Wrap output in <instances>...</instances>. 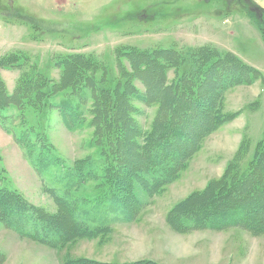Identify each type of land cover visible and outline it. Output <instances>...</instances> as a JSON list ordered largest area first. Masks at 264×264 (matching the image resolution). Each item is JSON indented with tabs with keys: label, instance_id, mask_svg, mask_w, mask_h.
<instances>
[{
	"label": "rangeland",
	"instance_id": "1",
	"mask_svg": "<svg viewBox=\"0 0 264 264\" xmlns=\"http://www.w3.org/2000/svg\"><path fill=\"white\" fill-rule=\"evenodd\" d=\"M227 54L235 69L255 77L219 85L207 70L215 68L214 56ZM8 55L0 62V102L16 89L24 116L11 120L9 133L0 125L1 181L15 185L41 216L65 223L14 140L30 126L41 147L59 157L56 173L62 176L65 165L88 169L76 174L74 203L116 182L134 217L120 222L91 210L110 222L87 215L89 229L57 246L0 223V264H264V215L257 225L222 227L202 221H209L205 213L185 228L173 218L210 209L219 194L241 193L264 173V0H0V57ZM73 57L86 62L80 73L67 59ZM69 97L78 110L71 127L57 107ZM168 120L174 134L186 133L184 147L169 179L150 187L146 153ZM106 165L114 166L110 173ZM48 178L63 194L60 177Z\"/></svg>",
	"mask_w": 264,
	"mask_h": 264
},
{
	"label": "trees",
	"instance_id": "2",
	"mask_svg": "<svg viewBox=\"0 0 264 264\" xmlns=\"http://www.w3.org/2000/svg\"><path fill=\"white\" fill-rule=\"evenodd\" d=\"M201 51L202 50L200 49L195 51L196 54L198 55L197 58L199 60H201V56L204 55V53ZM207 51L209 50L207 49ZM72 56L81 57V55H72ZM6 57L9 58V55L0 57V62L4 60ZM78 57L67 58L71 62L72 61L78 62L75 64L76 67L75 73H80L79 69L85 68L83 66L84 64H82V61L85 62V60H81V58ZM228 57L229 54L220 57L214 56L212 68L214 67L215 68L213 69V71L210 72L207 70L208 74L212 73L217 75L216 80L218 79L217 83H219V85H222L224 88H226L227 85L229 87V85H232L234 82H236V79L239 76H242L244 74H246V76L250 77L251 79L255 77L254 74L256 75V72L251 71V69L250 70L247 69L246 71L242 70L243 67L241 65H240L241 67L240 69L239 68L235 69L231 64V62L229 61ZM90 59H86V60L91 62ZM160 60L162 61V59ZM165 60H169V59L166 58ZM66 68L67 66H65L64 71H66ZM220 89L221 88H219V91ZM15 91L9 94L7 93L8 95L6 94L5 98L6 99L9 98L7 99V102H0V125L7 133L11 132V128H13L12 123H10L11 120L16 117L24 116L22 112V108L24 105L23 103L20 104L17 102V99L20 98L19 97L20 95L19 94L16 95ZM172 92H174V90H172ZM192 92H195L196 94V96L195 97L193 96L194 98H192L193 102H195V100H197L198 98V94H200L199 89L198 91H195L194 89L192 90ZM159 93L161 94V92ZM57 107L58 109H60V112H62L61 114L64 119L63 121L66 122V125H68V127H71L72 125L71 122H73L74 124L78 111L76 100H73L72 97L63 98L62 100L58 101ZM195 107L200 108L199 105H197L196 103H195ZM5 108H9V110L5 111L4 110ZM67 113L69 115H67ZM168 121L169 122L165 123L163 131H161L157 135L158 140L159 139L160 140L156 141V143L152 145V147L154 148L152 153L149 154L146 153V156H148L149 163L151 164L149 166L150 171H147V175H146L150 187H154L157 182H161L169 179L167 173H169L168 172L169 169H173L175 165V160L178 155L177 152L181 150L180 149L181 147H184L182 139L185 137L184 134L186 133L180 131L181 132L180 134H174L175 131H172L171 128L176 125L172 123L170 120ZM22 126H24V124ZM31 135L33 136L34 140L32 139ZM175 135L178 137L175 138ZM14 140H17L20 143L22 149L23 146L25 147V151H26L25 158L27 162H29L30 164L32 163L31 166L35 171L36 175L38 176L39 180H42V182H44L45 186L51 192L52 196L57 200L56 203H58V206L60 207L59 217H61L63 214L64 218L66 219L65 223L60 224L56 219L57 217L55 218V220L52 221L51 219L46 218L43 215L41 216L40 213L35 211V209L21 197V195L18 193L16 188L3 183L0 177V195H1L0 223H3L5 227L13 230L19 236L32 238L35 239V241H39L42 242L43 244H47L50 246H57L58 244L64 242L68 238H71L73 235H78L80 233L86 232L87 229H89L88 222H85L86 221L85 217L87 215L94 216V218H90L91 221L94 222L97 220L99 222H102L104 226H106V223L110 222L108 219H106V217H104V215L102 216L105 218V220H102L103 218H101L99 214L91 215L90 214L91 210L100 211V212L104 211L107 212V214H113L115 216L113 217V219L120 220V222L130 221L134 217L133 215L131 216L132 212L129 210V207H127L126 202H124L125 198L123 196L124 195L123 192L119 190L114 180L113 182L115 183H110L109 185H107L106 187L107 189H105L102 193L97 194V196L94 197L93 199L92 198L88 199L83 204L74 203L75 201H73V198L75 200V194H74L75 190L73 188L76 185V181H77L76 174L79 175V174L88 173V169L84 168V170L81 171L82 169H80L79 167L68 168L65 165V167L60 168L64 170L62 176L56 173L58 170V166L56 167L54 166L57 165V162H59L60 160L59 157L56 156V154L53 153V151L51 152L49 149H45L44 147H41L40 143L36 141L38 140L37 135L32 134L30 132V126L22 127L19 133L15 134ZM105 167L108 170L106 172L110 173L113 170L112 168L114 166L106 165ZM261 169H263L264 171V167H261ZM249 173L252 174V172ZM49 174L59 176L60 177L59 180L64 182L63 188L65 190L63 191V194H60L58 192V191H62V189L60 188V186L58 188L57 184L53 183L54 184L53 187L47 185V181L49 185L51 183L50 179L48 178ZM221 179L225 180L224 178ZM253 179L256 178L252 177L251 182ZM68 186H71V189H69ZM240 189L242 190L241 193H235L233 189L231 190V192L225 190L224 193L219 194L215 198V200H213L212 203H210V209L207 208L202 210L193 209L187 212L177 211L175 212L176 214H173V218L175 216L177 217L179 216L180 218L178 219L177 222H180V225L183 228L193 226L191 224L192 221H195L194 219H197L199 215L203 213L209 215L208 216L209 221H205L204 218L202 219V221L208 222V224L210 223L214 227L215 226L222 227L225 226V224L227 223H236V222L240 224L246 223L250 225H253V223H255V225H257L262 221L261 217H263L264 215V200H263L264 173L262 174L261 179L256 185L252 183V186L250 187L246 182V184L242 186ZM236 190L237 189L235 188V191ZM106 197H108L110 200V204L108 205L105 204ZM258 198L261 199V203L255 204L256 201L258 202L257 200ZM100 201H102L101 209L98 208L100 207ZM137 203L139 207H142L139 201ZM81 206L84 208H80ZM252 210L255 212L254 215H251L250 217L244 216L245 213H247V211L252 212ZM197 225H201V224L197 223ZM101 226L102 225L97 224L96 227L99 228ZM69 264H97V263L87 262L84 261L83 259L81 261L70 260Z\"/></svg>",
	"mask_w": 264,
	"mask_h": 264
},
{
	"label": "crops",
	"instance_id": "3",
	"mask_svg": "<svg viewBox=\"0 0 264 264\" xmlns=\"http://www.w3.org/2000/svg\"><path fill=\"white\" fill-rule=\"evenodd\" d=\"M8 135H9V134H8ZM40 179H41V178H40ZM41 183L44 184V182H42V180H41ZM13 187L16 188L15 185H13ZM20 239H21V238H20ZM26 240H27V239H26ZM27 241H28V240H27ZM40 252H41V251H40Z\"/></svg>",
	"mask_w": 264,
	"mask_h": 264
}]
</instances>
